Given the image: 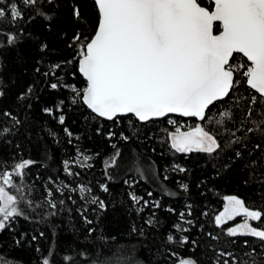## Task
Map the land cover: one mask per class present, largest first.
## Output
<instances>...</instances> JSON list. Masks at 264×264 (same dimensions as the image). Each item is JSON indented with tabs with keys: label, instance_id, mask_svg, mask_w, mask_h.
Wrapping results in <instances>:
<instances>
[{
	"label": "trees",
	"instance_id": "obj_1",
	"mask_svg": "<svg viewBox=\"0 0 264 264\" xmlns=\"http://www.w3.org/2000/svg\"><path fill=\"white\" fill-rule=\"evenodd\" d=\"M201 2L212 9L211 0ZM13 3L19 0H2L0 7L9 12ZM37 8L52 19L37 15ZM27 15L35 18L26 22ZM98 20L95 0H44L27 8L15 26L10 17L0 20L6 33L0 35V183L9 176L12 183L4 186L23 201V214L0 231V257L7 264H216L219 257L223 264L230 258L220 253L230 252L238 264H264V241L228 234L243 216L215 221L225 198L236 196L262 212L261 221L248 220L251 226H264V134L249 132L255 127L250 120L241 123L250 97L258 96L245 69H235L239 83L203 121L104 119L71 87H87L79 72L81 42L73 36L91 37ZM11 34L18 39L10 45ZM230 64L250 62L234 54ZM252 119H260L255 111ZM177 124L203 127L220 147L213 153L177 151ZM22 161L32 163L18 176L14 166ZM183 237L188 242L181 244Z\"/></svg>",
	"mask_w": 264,
	"mask_h": 264
},
{
	"label": "snow or ice",
	"instance_id": "obj_2",
	"mask_svg": "<svg viewBox=\"0 0 264 264\" xmlns=\"http://www.w3.org/2000/svg\"><path fill=\"white\" fill-rule=\"evenodd\" d=\"M41 3L44 0H19L23 7L13 3L9 12L0 7V20L10 17L15 26L17 21L25 20L27 8ZM47 3L52 4L53 0H47ZM95 3L99 20L94 35L89 37L76 33L73 36L74 41L81 42L79 72L86 78L87 87L76 89L71 86L76 97L92 112L108 120L132 114L140 121H147L169 113L205 120L210 106L228 97L234 85L239 83L235 69L244 68L246 83L258 96L250 97L241 123L250 120L255 127L248 131L264 134V0H213L211 10L203 6L201 0H95ZM36 14L52 19L39 8ZM74 15L79 18V10L74 9ZM34 18L27 15L26 22ZM20 31L22 33L23 29ZM0 35L6 33L0 31ZM17 39L15 34H11L8 43L11 45ZM234 53L242 54L251 62L250 65L230 64ZM54 67L59 68L60 65ZM57 87L56 83L51 84V88ZM31 91L29 88L28 92ZM76 97L72 102H76ZM256 104L260 105L259 109L252 107ZM45 111L51 112V109ZM254 111L260 117L259 121L252 119ZM5 115L11 116L10 113ZM63 121L61 116L60 123ZM172 147L179 152L213 153L220 144L209 131L197 127L187 133H174ZM31 163L22 161L15 165L16 174L23 175V170ZM11 183L9 176L3 177V185ZM227 201L223 212L215 218L217 224L241 214L261 221L262 212L250 210L244 200L230 196ZM21 202L0 186V231L5 229V222L10 218L23 214L18 207ZM100 205L104 206L103 201ZM51 206L56 205L53 203ZM238 232L264 241L262 225L244 223L239 228L229 229L228 234L236 236ZM173 239L169 235L168 240ZM187 242V237L180 241L181 244ZM220 255L230 258L224 259L223 264H230V260L231 264H238L232 253ZM0 264H7L3 257H0ZM44 264L48 261L45 260ZM179 264L196 262L180 259ZM216 264H219V257Z\"/></svg>",
	"mask_w": 264,
	"mask_h": 264
},
{
	"label": "rangeland",
	"instance_id": "obj_3",
	"mask_svg": "<svg viewBox=\"0 0 264 264\" xmlns=\"http://www.w3.org/2000/svg\"><path fill=\"white\" fill-rule=\"evenodd\" d=\"M81 53H82V51H81ZM170 121H172L173 123H177V120H176V118L175 117H170ZM197 127H201V126H197ZM197 127H195V128H197ZM195 128H187V129H184V125L183 124H177L176 125V130H175V132L174 133H177V132H183V133H187L188 131H193V130H195ZM206 131V130H205ZM173 133V134H174ZM172 134V135H173ZM0 186H3L4 188H5V190L7 191V189H6V186H4L2 183H0ZM8 192V191H7ZM9 193V192H8ZM10 195H12L11 193H9ZM227 197H230V196H227ZM227 197L225 198V205H224V208L227 206V204H228V201H227ZM238 198V197H237ZM240 199V198H239ZM224 210V209H223ZM223 212V211H222ZM221 212V213H222ZM220 215V214H219ZM238 216H243L244 218H245V220H243L242 222H240V223H238V224H236L235 226H233L232 228H239V226L240 225H242V224H244V223H248L249 225H251L250 223H249V218L248 217H246V216H244L243 214H241V215H238ZM238 216H236V217H238ZM235 217V218H236ZM228 221H230V220H228ZM228 221H225L224 223H226V222H228ZM223 223V224H224ZM231 228V229H232ZM237 234H241L240 232H238ZM177 264H179V262L177 263Z\"/></svg>",
	"mask_w": 264,
	"mask_h": 264
},
{
	"label": "water",
	"instance_id": "obj_4",
	"mask_svg": "<svg viewBox=\"0 0 264 264\" xmlns=\"http://www.w3.org/2000/svg\"><path fill=\"white\" fill-rule=\"evenodd\" d=\"M212 2H213V0H211ZM214 27H215V24H214ZM216 32H215V30H214V34H215ZM235 54V53H234ZM81 59V58H80ZM250 62V61H249ZM229 63H231V60H230V62ZM251 63V62H250ZM235 74V73H234ZM81 75H82V73H81ZM83 76V75H82ZM84 77V76H83ZM84 79L86 80V78L84 77ZM248 85V84H247ZM249 86V85H248ZM250 87V86H249ZM226 98V97H225ZM215 103V102H214ZM91 110V109H90ZM92 111V110H91ZM207 113V112H206ZM96 114V113H95ZM98 115V114H97ZM127 115H132V114H127ZM171 116H173V117H183V118H196L198 121H203V120H200L198 117H185V116H181L180 114H178V113H169V114H167L166 116H163V117H153V118H151V119H149V120H147V121H141V122H148V121H150V120H154V119H163V118H167V117H171ZM117 117H119V116H117ZM117 117H115L114 119H116ZM102 118H104V117H102ZM104 119H107V118H104ZM138 119V118H137ZM108 120V119H107ZM111 121V120H110ZM140 121V120H139Z\"/></svg>",
	"mask_w": 264,
	"mask_h": 264
}]
</instances>
